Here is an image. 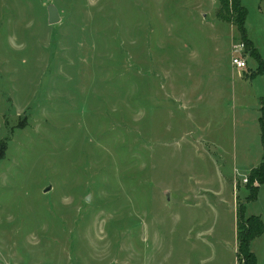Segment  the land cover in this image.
I'll return each instance as SVG.
<instances>
[{
	"label": "rangeland",
	"instance_id": "1",
	"mask_svg": "<svg viewBox=\"0 0 264 264\" xmlns=\"http://www.w3.org/2000/svg\"><path fill=\"white\" fill-rule=\"evenodd\" d=\"M240 3L244 36L233 0H0V264H240L264 0Z\"/></svg>",
	"mask_w": 264,
	"mask_h": 264
},
{
	"label": "trees",
	"instance_id": "2",
	"mask_svg": "<svg viewBox=\"0 0 264 264\" xmlns=\"http://www.w3.org/2000/svg\"><path fill=\"white\" fill-rule=\"evenodd\" d=\"M223 6H225V0H220ZM234 2V13L237 15L236 25L240 31V35H245V19L247 16L246 9L241 5L240 0H233ZM246 45L250 47L249 40L246 39ZM245 45V44H244ZM257 62V67L255 70V76L264 75V63L258 55H254ZM259 126L261 132V141L264 143V106L260 109V119ZM249 184L246 186L249 194L246 198L247 202L256 201L258 190L260 186L264 184V155L262 163L251 170L248 175ZM247 182V180H246ZM256 183V185H253ZM237 219V251L236 257L240 264H256L255 255L251 252L250 246L253 240L260 237L264 233V222L258 216L251 215L245 217V203H240L237 205L236 210Z\"/></svg>",
	"mask_w": 264,
	"mask_h": 264
},
{
	"label": "built area",
	"instance_id": "3",
	"mask_svg": "<svg viewBox=\"0 0 264 264\" xmlns=\"http://www.w3.org/2000/svg\"><path fill=\"white\" fill-rule=\"evenodd\" d=\"M243 49H244V45L242 43L240 45L235 46L234 53H233L235 55H233L231 59V65L234 66L238 70H242L247 67L246 61L244 60L241 54Z\"/></svg>",
	"mask_w": 264,
	"mask_h": 264
},
{
	"label": "water",
	"instance_id": "4",
	"mask_svg": "<svg viewBox=\"0 0 264 264\" xmlns=\"http://www.w3.org/2000/svg\"><path fill=\"white\" fill-rule=\"evenodd\" d=\"M47 15H48V23L50 25H55L60 21V15L57 8L53 4L47 5ZM49 188L45 189L44 192H47ZM165 196L167 199L169 198L168 192H165Z\"/></svg>",
	"mask_w": 264,
	"mask_h": 264
},
{
	"label": "crops",
	"instance_id": "5",
	"mask_svg": "<svg viewBox=\"0 0 264 264\" xmlns=\"http://www.w3.org/2000/svg\"><path fill=\"white\" fill-rule=\"evenodd\" d=\"M237 242L235 241V250H236Z\"/></svg>",
	"mask_w": 264,
	"mask_h": 264
}]
</instances>
